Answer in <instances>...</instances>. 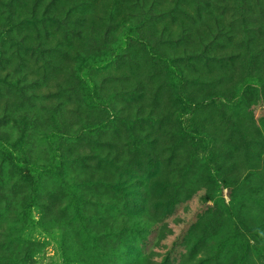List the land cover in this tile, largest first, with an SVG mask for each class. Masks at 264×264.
I'll return each instance as SVG.
<instances>
[{
	"label": "rangeland",
	"instance_id": "rangeland-1",
	"mask_svg": "<svg viewBox=\"0 0 264 264\" xmlns=\"http://www.w3.org/2000/svg\"><path fill=\"white\" fill-rule=\"evenodd\" d=\"M0 264H264V0H0Z\"/></svg>",
	"mask_w": 264,
	"mask_h": 264
},
{
	"label": "trees",
	"instance_id": "trees-1",
	"mask_svg": "<svg viewBox=\"0 0 264 264\" xmlns=\"http://www.w3.org/2000/svg\"><path fill=\"white\" fill-rule=\"evenodd\" d=\"M255 155H256V160H257V159H258L257 152H256V154H255Z\"/></svg>",
	"mask_w": 264,
	"mask_h": 264
}]
</instances>
